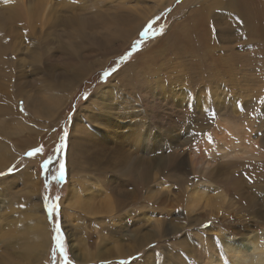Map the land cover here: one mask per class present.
Wrapping results in <instances>:
<instances>
[{"label":"rangeland","instance_id":"374dc122","mask_svg":"<svg viewBox=\"0 0 264 264\" xmlns=\"http://www.w3.org/2000/svg\"><path fill=\"white\" fill-rule=\"evenodd\" d=\"M165 1L0 0L23 3L28 17L0 22V264H35L25 249L43 244L23 228L36 223L50 235L36 264H64L57 223L71 264H231L227 243L264 237V27L249 31L225 7L234 0ZM250 1L264 12V0ZM126 26L139 30L125 36ZM226 120L248 153L222 150ZM39 146V159L26 155ZM62 162L65 179L55 180ZM83 178L114 212L95 219L65 205ZM201 183L216 199L193 202ZM83 240L101 260L73 256Z\"/></svg>","mask_w":264,"mask_h":264},{"label":"bare ground","instance_id":"6f19581e","mask_svg":"<svg viewBox=\"0 0 264 264\" xmlns=\"http://www.w3.org/2000/svg\"><path fill=\"white\" fill-rule=\"evenodd\" d=\"M40 1H42V0H40ZM172 1L173 0H166L164 6L166 5V3H170ZM239 1H241V2H239ZM239 1L234 0L233 3L225 4V7L230 9L231 14H238L237 16L240 15V17L243 20H245V22H246L245 26L247 25V28L249 31L255 32L256 30H259L262 27H264V12L263 13L258 12L256 10V7L254 6V4L250 0H239ZM22 5L24 7L23 3H22ZM23 7H21V5L19 3H17V4L12 3L11 5L5 3V7H3V8L0 7V22L3 20H9V19L13 20V21H17L19 23L26 22L25 20H27L28 17L24 16V13H23L24 8ZM31 9H34V8H31ZM252 16L254 17V19L252 18ZM43 17H45V16H43ZM241 22H243V21H241ZM5 23L6 22L0 23V32H2V38L4 41L8 37L7 27L5 26ZM134 27H136V28H134ZM138 30H139L138 26H132V27L126 26L121 31L124 32L125 36H127V35L130 36L132 34L137 33ZM208 32L209 31H207V33ZM25 33L24 34L21 33V36L22 37L25 36ZM41 33H42V31H41ZM119 35H120V33H119ZM119 35L117 37H119ZM205 35L206 34L203 32L202 36L205 37ZM125 36H123V37H125ZM188 39H191V38H188ZM211 39H212V37H211ZM124 41H125V39H124ZM202 43H203V41H202ZM210 47H211V45H210ZM7 51H8L7 47L0 40V60L5 58ZM80 65L81 64H79V63L76 64V66H78V67H80ZM0 70H2L1 64H0ZM225 123H226V127L231 128V129L230 130L228 129L229 130L228 136L227 137L225 136V143H224V147L222 148V150L225 149L224 150L225 152H228L229 154H235V155L236 154L238 155L241 152L248 153V152L243 151V147H242L244 145V143H246V142H244V139H243L244 134L243 135L241 134L240 129H237V126L235 125L234 122L226 120ZM242 131H243V129H242ZM237 152H239V153H237ZM38 156L39 155H37V158H38ZM238 156H240V154ZM241 157H243V155ZM82 158H84V157H82ZM90 158H92V157H90ZM198 163H201V157L198 159ZM76 166L78 168H81L82 163L79 160H77ZM149 175L147 172L144 173L146 180L148 179V177H150ZM99 180H101V179L99 178ZM105 180H106V178H105ZM107 182H109V181H107ZM28 183H30V182L28 181ZM262 186H264V184ZM101 188H100L99 184L96 185L91 180H87V179L83 178V180L80 183L78 182L77 187H74V191H72L69 194V196L66 197L65 205L68 204V206L74 207L75 210L79 214L86 216V217L92 216L95 219H98V217H103L105 215H109V213L114 212V207L112 206V203H113L112 198L111 197L103 198V200L100 204L99 199H96V197L94 196V193H98V192L103 190ZM217 192H219L218 189L211 186L210 184L201 183V184H199L198 187H196L193 202H195L196 204H200V203L205 201V196H206V199L209 200V199H211L213 193H217ZM220 193H223V192H220ZM130 194H134V192L130 193ZM216 197H217V194L213 195L212 199H216ZM33 208H35V207H33ZM33 208H32V210L35 211ZM36 217L38 218V221L41 222V216L39 214H37ZM29 228H30V226L27 225L25 228H23V231H25L24 229L28 230L29 231L28 234L32 233L34 236V239L32 238L33 241L39 240L38 244L39 245L43 244L41 246L35 247L37 245V243H36L35 246L28 245L26 249L23 248L27 251L26 253H28L30 255L32 262L33 263L35 262V264H36L37 262H41L46 256L45 254H46V251H47L48 246L50 244V235H48L47 227L46 228L43 227L40 223H36L33 227L30 228V230H29ZM78 228H79V226H77V229ZM167 230L168 229H166L165 231H167ZM20 231H22V229ZM21 233H25V232H21ZM43 236H45L44 243H42ZM150 239H152L151 235L146 236L145 242H148ZM239 239L241 241L235 240L233 242L227 243L228 244V247H227L228 250L227 251L229 252V254H227V256L231 258V260H230L231 264H248V263L249 264H264V237L261 234H254L250 237H242ZM242 239H244V241H246L247 244L244 241H242ZM80 240H82V237H80ZM31 242H32V240H31ZM81 247H83L84 250L81 251V253L78 252L77 254L74 253V255H73L75 258L79 259L80 262H83V263L91 262V261L96 262L97 260L102 259L101 255L103 254V252L102 251L98 252V250H91L90 248H87V244H86L85 240H83V243H81ZM173 248H174L173 246L167 245V249H166L167 258H170V259H171V257L173 258V256L171 255ZM121 251H123V252L125 251L126 253L124 254ZM117 252H118V255L127 256L128 254H130V249L118 248ZM251 253H253V256L249 257L248 255ZM24 256H25V258H27L25 254H24ZM21 257H23V256L21 255ZM85 259H87V260L85 261ZM205 264H206V260H205ZM209 264H216V263H214V261L211 260L209 262ZM217 264H227V263L217 261Z\"/></svg>","mask_w":264,"mask_h":264},{"label":"snow or ice","instance_id":"6c2138e0","mask_svg":"<svg viewBox=\"0 0 264 264\" xmlns=\"http://www.w3.org/2000/svg\"><path fill=\"white\" fill-rule=\"evenodd\" d=\"M64 135L66 137L67 133L65 132ZM65 147H66V145H65L64 139L62 138L59 146L56 148V152H60ZM43 151H44L43 146H39V147H35V148L31 149L29 152L26 153V155H28L30 157H34L38 154L43 153ZM51 159H52V157L49 156L47 159L44 160V162L41 166L42 169H44L45 171L48 169V165L51 162ZM8 171L12 172V171H14V168H9ZM5 175H6L5 172H0V177H3ZM65 175H66V164L64 162H62V163H60L59 171L52 178L55 180H64ZM44 200L48 201V197H44ZM59 201H60V196L57 195L55 197V202L47 203L48 213L52 215L53 219L55 217V214L58 212V210L60 208ZM55 232H56V235H55L54 239H55L57 248L64 255V264H71V261L68 260V256H67V249H66V245H65V236L62 232V228H61L59 223L56 224ZM54 251H55V249H54ZM122 264H123V262H122Z\"/></svg>","mask_w":264,"mask_h":264}]
</instances>
